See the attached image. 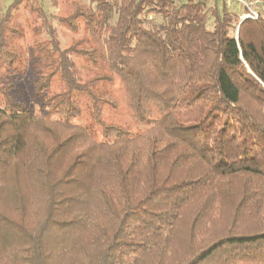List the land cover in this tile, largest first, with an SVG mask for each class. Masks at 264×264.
<instances>
[{
    "label": "trees",
    "instance_id": "16d2710c",
    "mask_svg": "<svg viewBox=\"0 0 264 264\" xmlns=\"http://www.w3.org/2000/svg\"><path fill=\"white\" fill-rule=\"evenodd\" d=\"M64 1V49L41 2L0 16V264H264V0Z\"/></svg>",
    "mask_w": 264,
    "mask_h": 264
},
{
    "label": "rangeland",
    "instance_id": "374dc122",
    "mask_svg": "<svg viewBox=\"0 0 264 264\" xmlns=\"http://www.w3.org/2000/svg\"><path fill=\"white\" fill-rule=\"evenodd\" d=\"M12 1L13 0H0V16L6 12L7 7L12 3ZM37 1L41 2L43 11L47 14L48 16L47 18H49V22L51 23V26H53V28L56 30L57 38L61 49H64L70 46L71 44L76 43L81 38L82 34L80 32L78 33L70 32L67 28L58 26L56 22L57 17L65 16L68 12L64 0H37ZM227 4L229 10L242 13V7L238 3L234 1L233 2L230 1V3L227 2ZM21 7L18 13L14 15L15 17L16 15L19 14L18 18L16 19V22L21 24L23 27L29 24L31 25L24 27L25 28L24 38L23 40H19V44L23 46H30L33 41L32 40L33 32L31 30V27H35L36 25H39V23L41 24V22L39 21L40 19L39 20L36 19L33 20V22H29L32 21L31 15H28V12ZM20 13L22 15H20ZM45 37H46L45 30L41 29L39 39L43 40ZM75 64L77 67L80 68V75L81 78L83 79L88 73L87 68L82 67V61L79 59H75ZM14 82L18 86H20V88L24 87V93L26 94L27 97L30 96L31 90H29L26 77L24 76L15 77ZM107 90L112 93L115 99V106L106 105L104 107L101 116L102 120L109 124L120 125L133 135H137L141 133L144 130L145 126L136 122L133 119L130 111L128 110L120 81L117 78H115L110 85H107ZM26 104L31 105L36 112L45 111L42 105H40V102H26ZM82 115L83 117L78 122H80L83 125H88V124L91 125L90 121L87 118V113L84 111ZM225 222L226 220L222 219V224H225Z\"/></svg>",
    "mask_w": 264,
    "mask_h": 264
},
{
    "label": "built area",
    "instance_id": "2783aa9c",
    "mask_svg": "<svg viewBox=\"0 0 264 264\" xmlns=\"http://www.w3.org/2000/svg\"><path fill=\"white\" fill-rule=\"evenodd\" d=\"M230 1L232 2L234 1L238 3L242 8L245 9V13L242 16V19L249 18L253 20L258 18V14L254 9V7L263 3V0H250L249 2L244 0H230Z\"/></svg>",
    "mask_w": 264,
    "mask_h": 264
}]
</instances>
